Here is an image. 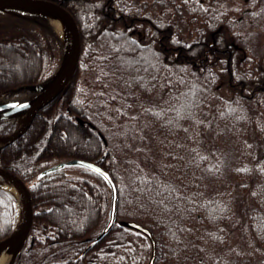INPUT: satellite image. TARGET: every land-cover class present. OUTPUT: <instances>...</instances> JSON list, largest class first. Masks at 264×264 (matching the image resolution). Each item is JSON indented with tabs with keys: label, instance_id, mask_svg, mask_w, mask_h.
Here are the masks:
<instances>
[{
	"label": "trees",
	"instance_id": "trees-1",
	"mask_svg": "<svg viewBox=\"0 0 264 264\" xmlns=\"http://www.w3.org/2000/svg\"><path fill=\"white\" fill-rule=\"evenodd\" d=\"M53 1L76 19L81 54L66 88L0 146V166L24 180L34 211L8 264H148L150 240L121 220L152 231L154 264H264V57L236 50L221 0H171L179 27L139 0ZM63 54L47 16L0 10V98L32 93ZM207 118L219 150L198 143ZM18 122L1 120L0 135ZM123 122L128 134L116 132ZM132 131L150 154L136 162L120 140ZM70 159L99 164L117 185L116 222L97 243L111 202L102 176L80 166L40 176ZM15 204L0 187V239L15 228Z\"/></svg>",
	"mask_w": 264,
	"mask_h": 264
},
{
	"label": "water",
	"instance_id": "water-1",
	"mask_svg": "<svg viewBox=\"0 0 264 264\" xmlns=\"http://www.w3.org/2000/svg\"><path fill=\"white\" fill-rule=\"evenodd\" d=\"M0 10H12L26 13L42 14L50 19L51 24L52 21L50 15H53L62 19L69 28V33L68 35H66L65 39H63L55 29V31L60 36L63 42L64 54L63 59L54 75L47 82L31 87V91L34 92L35 95L28 102L0 114V121L13 118L19 120L18 126L13 133L9 135H0L1 144H6L9 142H13L17 138L21 137L31 127L38 111L66 88L69 80L71 79L78 66L81 54V35L76 19L61 2H55L53 0H0ZM65 78L66 83L62 87L58 88V85ZM24 116H26L27 118L25 122L21 125L20 120ZM103 157L104 156H102V158ZM66 166H80L95 171L96 173L102 176L111 191V202L110 209L108 212V221L106 226L95 238L94 243H97L108 234V232L116 222L118 200L117 185L110 173L104 168H102L99 164L79 159H70L60 162L43 171L40 176H43L52 171L62 169ZM105 176L107 177V179H105ZM0 177L13 181L19 187L20 195L22 196L23 200L21 213L19 215V218L21 216V221L23 220L21 227H18L19 222L17 221V216L14 230L7 236L0 239V249L5 244L18 243V247L14 252L13 257L11 258L12 260L16 253L19 251L20 247L24 244L31 228L34 216L33 201L31 193L26 183L13 171L0 166ZM0 187L5 188L3 186ZM5 189L10 191L7 188ZM10 192L14 195L12 191ZM15 199L17 204L16 196ZM119 225L132 228L148 237L152 247L151 257L149 259L148 264H154L156 258V241L153 238L152 231L149 228L135 221L121 220L119 221Z\"/></svg>",
	"mask_w": 264,
	"mask_h": 264
},
{
	"label": "rangeland",
	"instance_id": "rangeland-1",
	"mask_svg": "<svg viewBox=\"0 0 264 264\" xmlns=\"http://www.w3.org/2000/svg\"><path fill=\"white\" fill-rule=\"evenodd\" d=\"M139 2L142 5L151 7L152 11H155V13H159L165 16L169 14L170 17L175 19V21L173 20L174 23L178 27L180 26V23L178 22L177 13L175 11H172V8H165V7H174L173 4L171 3V0H139ZM220 8L223 12L229 15L228 17H230V20L226 22L224 26L225 25L226 27L234 26L235 31L239 34L238 36L239 39L233 43V46L236 48V50L242 52V50L246 48L247 51H250V53H252L253 55L264 57V0H221ZM140 54L142 55L143 59L144 58L149 59L153 55V51L144 50L141 51ZM18 63L16 61L9 62L8 66L12 65L16 68L18 67ZM28 66L29 65H27V63L25 62L21 64V67H23L24 70H27ZM11 71L13 70L11 69ZM7 72L6 75L9 74L8 70ZM91 79L93 80V78ZM107 91L109 92L108 87H106L105 91L102 90V92L105 93L106 96H108L106 93ZM33 96H34L33 93H30V91H24L16 94L11 99H5L1 97L0 114L9 111L13 108H16L22 104H25ZM111 108L112 109L116 108V105H112ZM127 117L128 114L124 116L125 119L121 120V122L130 119ZM129 125L130 123L127 122H123V124L117 125V128H119V130L116 132L120 134L121 132H125V134H128L129 131H131V129L128 127ZM212 135H214L213 121L207 118L205 121L203 120L200 126V138L198 143H200L201 145L203 144L202 146H204L205 149L209 150L211 149L212 146H218L217 150H219L220 147L222 148V145H219V142L212 143ZM120 140H124L123 148L126 149L130 158H133L135 162L140 158H143L145 156H150V154L145 151L147 147L145 141L140 136H138L134 131L130 132V134L127 136L121 137ZM221 156H224V154L221 153ZM2 181L3 180L0 179V184H2ZM15 205L18 215V206L17 204ZM238 230L239 229H237V227L233 230V237H232L233 242H235V240H239L243 238V235L241 234L240 230L239 231ZM10 260L5 264H8ZM247 260H248L247 258L244 260L242 259L241 262L238 264H257V261H253V260L247 261Z\"/></svg>",
	"mask_w": 264,
	"mask_h": 264
},
{
	"label": "bare ground",
	"instance_id": "bare-ground-1",
	"mask_svg": "<svg viewBox=\"0 0 264 264\" xmlns=\"http://www.w3.org/2000/svg\"><path fill=\"white\" fill-rule=\"evenodd\" d=\"M51 21H52V25L55 27V29L57 30V32L60 34V36L65 39L66 35H68L69 33V28L67 26V24L60 18L50 15ZM66 83V78L62 80V82L58 85V88L62 87L64 84ZM26 116H24L21 120H20V124L22 125L25 120H26ZM1 143V142H0ZM0 179H2V184H0L1 186L9 189L10 191H12L14 193V195L17 198V205L20 206L18 207L19 211H18V219L17 221L18 223V227H21L23 220L21 221V216L19 218V215L21 213V207H22V196L20 195V189L19 187L11 180L0 177ZM18 247V243H13V244H5L1 249H0V264H5L7 263L12 257L14 252L16 251Z\"/></svg>",
	"mask_w": 264,
	"mask_h": 264
},
{
	"label": "snow or ice",
	"instance_id": "snow-or-ice-1",
	"mask_svg": "<svg viewBox=\"0 0 264 264\" xmlns=\"http://www.w3.org/2000/svg\"><path fill=\"white\" fill-rule=\"evenodd\" d=\"M98 171V170H97ZM105 179H107V177L105 176Z\"/></svg>",
	"mask_w": 264,
	"mask_h": 264
}]
</instances>
